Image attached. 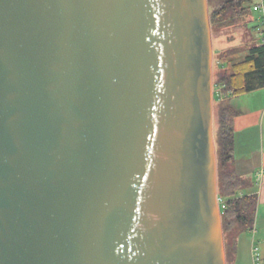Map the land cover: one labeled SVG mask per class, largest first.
<instances>
[{"label":"water","instance_id":"obj_1","mask_svg":"<svg viewBox=\"0 0 264 264\" xmlns=\"http://www.w3.org/2000/svg\"><path fill=\"white\" fill-rule=\"evenodd\" d=\"M208 0H0V264H227Z\"/></svg>","mask_w":264,"mask_h":264},{"label":"trees","instance_id":"obj_2","mask_svg":"<svg viewBox=\"0 0 264 264\" xmlns=\"http://www.w3.org/2000/svg\"><path fill=\"white\" fill-rule=\"evenodd\" d=\"M208 3L213 32L237 26L253 13V0H208ZM234 41L228 39L227 43L233 44ZM217 58L220 71L214 82V101L217 102L218 193L225 205L224 208L221 206V213L227 264H238V239L241 234L254 230L258 195L249 192L253 183L234 168V123L241 111L229 101H219L222 95L219 92L238 96L264 88V44L255 40L242 46L231 45L221 50ZM225 66L228 71H223Z\"/></svg>","mask_w":264,"mask_h":264},{"label":"crops","instance_id":"obj_3","mask_svg":"<svg viewBox=\"0 0 264 264\" xmlns=\"http://www.w3.org/2000/svg\"><path fill=\"white\" fill-rule=\"evenodd\" d=\"M255 21L256 19L251 14L248 22L254 23ZM231 45L234 46V44H229ZM219 93L222 94L219 101H229L233 107L241 111L234 123V168L239 174L241 173L239 169L244 168V174L240 175L253 183V188L249 192L258 195L255 227L251 232L253 242L250 254H252L253 246L257 245L255 240H259L264 248V88L238 96ZM245 257L246 250L239 247L238 264H246L248 259L245 260Z\"/></svg>","mask_w":264,"mask_h":264},{"label":"rangeland","instance_id":"obj_4","mask_svg":"<svg viewBox=\"0 0 264 264\" xmlns=\"http://www.w3.org/2000/svg\"><path fill=\"white\" fill-rule=\"evenodd\" d=\"M258 0H253V16L256 19V21L254 23H250L248 22L249 17H251V15H249L247 21L242 22L240 24H238L237 26L234 27H230V28H224V29H220L217 30L216 32L212 31V36H213V82L216 81L217 79V74L220 71L219 68V64H218V55L219 52L225 48H227V46H229V44L227 43L228 39H234V45H240L242 46L243 44H247V43H253L255 42V40L257 41V43H262L263 44V40H264V36L263 34L261 35L260 31L258 30L259 28H262L263 26V15L261 13V11L257 8H255V4ZM255 40H254V39ZM229 68L228 67H224L223 71H228ZM244 99V98H241ZM217 102L214 101V112H215V121H216V111H217ZM214 121V135L216 132V122ZM217 150V149H216ZM247 163V162H246ZM241 171L240 174H244L243 173V169H239ZM247 170V169H245ZM253 242V235L251 234V232H245L243 234H241L239 236L238 239V243H239V247L243 250H246V257L245 260H247L246 264H254L253 263V257L252 254H250V249H251V244ZM255 243L257 244V248L259 250V254L261 259H264V248L261 246L259 240H255Z\"/></svg>","mask_w":264,"mask_h":264},{"label":"built area","instance_id":"obj_5","mask_svg":"<svg viewBox=\"0 0 264 264\" xmlns=\"http://www.w3.org/2000/svg\"><path fill=\"white\" fill-rule=\"evenodd\" d=\"M255 8L259 9L263 15V26L262 28H259L258 30L260 31L261 35L263 34L264 36V0H258L255 4ZM263 44H264V40H263ZM219 203H220V207L222 206V208L225 207L223 201L219 198ZM252 256H253V263L254 264H262L263 263V260L261 259L260 257V254H259V250L257 248L256 245L253 246L252 248Z\"/></svg>","mask_w":264,"mask_h":264}]
</instances>
